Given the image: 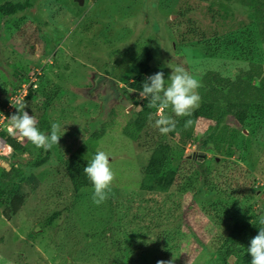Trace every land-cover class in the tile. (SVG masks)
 <instances>
[{
	"label": "rangeland",
	"instance_id": "1",
	"mask_svg": "<svg viewBox=\"0 0 264 264\" xmlns=\"http://www.w3.org/2000/svg\"><path fill=\"white\" fill-rule=\"evenodd\" d=\"M7 1L28 5L0 14V107L21 83L32 82L25 110L45 133L59 122L62 136L48 150L25 140L23 151L0 160L8 199L0 205V264H157L160 232L171 256L165 264H220L211 240L228 229V219L252 227L264 216V115L228 116L238 131L252 130L254 140L240 135L216 154L198 149L213 118L201 102L191 127L166 135L154 126L153 108L140 138L131 140L124 128L140 105L124 78L146 48L153 54L148 76L163 71L167 78L168 66L182 65L201 85L210 73L224 85L227 78H248L243 74L252 63L264 74V42L250 9L236 1L224 9L218 0L0 4ZM226 85L217 84L221 95L229 93ZM165 114L183 118L170 107ZM96 132L99 139H90ZM163 141L195 162L183 166L181 183L169 191H143L144 169ZM98 150L110 154L115 172L99 206L92 187L75 191L63 167L72 154L92 159ZM20 198L15 209L12 201ZM138 246L145 249L136 253Z\"/></svg>",
	"mask_w": 264,
	"mask_h": 264
},
{
	"label": "trees",
	"instance_id": "2",
	"mask_svg": "<svg viewBox=\"0 0 264 264\" xmlns=\"http://www.w3.org/2000/svg\"><path fill=\"white\" fill-rule=\"evenodd\" d=\"M218 1L224 9L228 7L227 3L230 1L239 2L250 9L251 15L254 17L258 26V35L264 42V0ZM27 5V1H19L16 3L7 1L0 4V14L12 15L26 9ZM152 58V51L149 48L144 49L130 64L125 74V83H127L129 88L136 94V97L133 98L135 103L140 105V108L136 112V117L128 122L124 128V134L131 140H138L140 138V134L146 127L149 116L153 111V108H150L148 103L140 102L141 100L138 98L139 92L142 90V84L148 77ZM258 68L259 66L257 64L252 63L251 67L245 70L243 74L248 78L238 75L235 81L229 78L225 79L224 81L226 83L224 85L228 83L226 86L229 87V93L222 95L217 84L224 86V78L217 73H210V75L206 77L207 82L201 85L198 92L201 96L202 108L212 111L213 118L209 122L208 128H206L204 133L199 137L198 149H200V151L204 150L207 153L216 154L220 152V146L228 148L238 142L240 135L253 143L254 136L250 133L252 130L250 131L248 127H244L245 130L238 131L237 127L227 123L226 119L228 116L232 115L237 118V120L243 121L247 118V115L251 113L264 115V74L259 71ZM35 73L36 72H34L33 75ZM30 78L31 76H28L29 80ZM258 80L260 81V86L256 87V81ZM32 91L33 88L31 87L27 97L32 95ZM3 105H1V107ZM196 113L197 111L192 112L190 117H183L178 121L176 128H180L188 119H191L193 123H195L197 121ZM2 135L15 152L24 150V144L18 143L7 131H2ZM99 137L100 134L96 132L92 134L90 139L97 140ZM90 160L91 159L83 155L72 154L64 161V172L71 181L75 191H79L83 187H92L91 182L83 172V168ZM194 162V159L188 158L184 154L183 149L177 152L168 142H160L153 150L148 164L144 169L139 188L148 192H167L172 187L181 183L183 166H191ZM211 182L210 180V183ZM7 201L6 192L0 186V205L6 204ZM20 204L21 198L18 200L16 199L15 202L14 200L12 201V205L15 209H17ZM217 219H219V216ZM228 221L230 222L228 229H222L221 231L223 232L219 233L211 240L212 252L216 254L220 260V264H251L248 248L250 247L251 239L258 234L261 225L251 227L238 224L233 219H228ZM162 233L163 232L159 233L160 240L158 239L159 243L156 246L161 252V258L159 257L158 261H160V259H162L161 261H167L171 259V256L169 251H167L168 246L164 243L165 235ZM140 249H145V247L138 246L136 253H138ZM231 258L234 259L233 262H230ZM138 262L139 260L135 259L130 263L138 264ZM146 263L147 262L143 264Z\"/></svg>",
	"mask_w": 264,
	"mask_h": 264
},
{
	"label": "clouds",
	"instance_id": "3",
	"mask_svg": "<svg viewBox=\"0 0 264 264\" xmlns=\"http://www.w3.org/2000/svg\"><path fill=\"white\" fill-rule=\"evenodd\" d=\"M168 67L172 71L167 78L163 71H158L147 77L139 92L142 99L148 100L150 108L158 109L154 126L164 135L174 131L178 123L172 116L165 114L166 109L170 107L176 117H190L201 102L198 92L201 87L200 81L182 65ZM255 86H260L259 80L256 81ZM12 104L17 111L11 115L7 130L18 143L27 140L35 147L45 150L59 144V139L62 136L60 134L62 126L59 122H52L50 133H45L37 126V118L25 110L27 105L24 100L17 99ZM192 124L193 121L188 119L185 121L184 127L189 128ZM83 172L92 184V201L99 206L108 199L115 180L110 154L98 150L83 168ZM258 223L261 225L259 232L251 239L248 248L251 264H264V216L259 218ZM157 264H165V261H158Z\"/></svg>",
	"mask_w": 264,
	"mask_h": 264
},
{
	"label": "built area",
	"instance_id": "4",
	"mask_svg": "<svg viewBox=\"0 0 264 264\" xmlns=\"http://www.w3.org/2000/svg\"><path fill=\"white\" fill-rule=\"evenodd\" d=\"M34 75H38V73L36 72ZM31 79L32 78H30V81ZM33 86L34 85L32 82L22 83L16 91L9 94L4 105L0 108V160L4 155L6 157H10V155L13 153L12 146L7 143L6 139L2 135V131L8 132L7 129L9 126L10 117L11 115L15 114L16 111V108L12 103H15L17 99L25 100L29 93V89Z\"/></svg>",
	"mask_w": 264,
	"mask_h": 264
},
{
	"label": "water",
	"instance_id": "5",
	"mask_svg": "<svg viewBox=\"0 0 264 264\" xmlns=\"http://www.w3.org/2000/svg\"><path fill=\"white\" fill-rule=\"evenodd\" d=\"M80 4L84 3V0H77Z\"/></svg>",
	"mask_w": 264,
	"mask_h": 264
}]
</instances>
